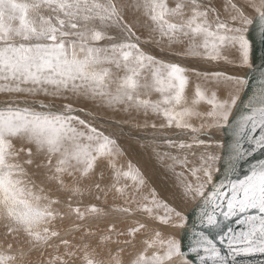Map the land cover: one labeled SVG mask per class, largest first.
<instances>
[{
	"label": "snow or ice",
	"instance_id": "obj_1",
	"mask_svg": "<svg viewBox=\"0 0 264 264\" xmlns=\"http://www.w3.org/2000/svg\"><path fill=\"white\" fill-rule=\"evenodd\" d=\"M220 7L226 13L223 19L211 0L208 6L200 0H175L174 6L169 0H0V94L6 97L0 100V221L8 234L22 237L30 249L17 255L9 243L7 251L0 252V264H33L28 259L31 250L51 247L52 238L60 236L53 225L57 219L99 220L109 215L95 204L83 211L73 206L72 198L90 189L78 182L69 186L64 180L75 173L80 180L89 179L100 161L111 169L112 183L107 188L97 183L95 188L105 198L113 189L122 198V205L111 209L124 214L119 223L139 212L162 225L186 226V216L162 202L155 189L142 193L146 181L138 168L131 162L127 169L117 166L123 152L115 139L82 118L80 113L87 117L93 115L91 111L72 103H46L49 97L142 109L163 117L166 123L161 127L192 132L198 131L188 122L193 116L204 121L201 128L231 124L235 138L233 174L215 183L217 157L207 152L201 154L198 167L188 169L195 183L181 180L180 198H199V225L204 229L193 232L188 252L174 236L137 220L126 230L108 224L95 245L83 237L80 243L61 239L65 251L49 264H189L188 253L196 255L198 264H230V258L234 264L237 256L264 254V159L250 163L243 174L237 167L238 161L247 162L256 151H264V74L259 89L233 121L230 117L246 79L206 73L205 85L214 88L197 84L189 101L188 70L157 59L144 47L166 39L169 47L184 45L186 56L217 60L230 46L248 65L245 33L258 20L264 34V0H221ZM111 29H119V34H110ZM224 88L228 95L221 99L217 92ZM38 96L45 99H35ZM202 102L209 106L205 111L197 110ZM166 142L180 150L192 147L183 141ZM196 143L205 141L197 138ZM22 152L27 157L23 161ZM169 158L174 164L188 163L186 157ZM28 168H34L31 176ZM32 176H41L40 184ZM122 180L130 183L121 185ZM50 192L70 193L66 211L53 207L62 201ZM160 209L164 215L158 214ZM81 228L84 236H96L85 225L73 224L69 231ZM141 230L149 235L137 240ZM109 244L118 247L105 253ZM120 244L135 249L128 260Z\"/></svg>",
	"mask_w": 264,
	"mask_h": 264
},
{
	"label": "rangeland",
	"instance_id": "obj_2",
	"mask_svg": "<svg viewBox=\"0 0 264 264\" xmlns=\"http://www.w3.org/2000/svg\"><path fill=\"white\" fill-rule=\"evenodd\" d=\"M215 0H211V4H213V5H215V3H213ZM172 1H169V3H171ZM200 2L203 4V5H205V6H208L209 5V3H210V0H200ZM173 4V2L170 4V6H174V5H172ZM253 15H254V13H253ZM221 18L223 19V18H225L222 14H221ZM110 31V34H113V35H118L119 34V29H111V30H109ZM139 34V33H138ZM162 44L163 43H161L159 46L157 45V44H155V43H152V44H148V45H145L146 47H148V51H150V49L151 48H153V50L151 49V54L152 55H154L157 59H160V60H163V61H165V62H169V55H175V56H177V57H179V58H183V59H187V58H193V57H191V56H184V54L183 53H175L176 51H173L172 49H165L166 47L165 46H162ZM153 46V47H152ZM154 49H156V50H154ZM164 49L167 51V52H165L164 51ZM169 50H170V52H169ZM172 50V51H171ZM157 52H158V54H157ZM181 54V55H180ZM162 55V56H161ZM182 56V57H181ZM223 56H225V55H223ZM160 57V58H159ZM195 59H197L196 57H194ZM200 60H205V58H202V57H200ZM208 59H206L205 61H207ZM171 61V60H170ZM214 61H216L215 63H219V64H222V62H220L219 61V59H217V60H213V62ZM227 61V62H226ZM230 62V63H229ZM171 63V62H170ZM224 65H228V66H234L233 68H236V67H238L237 69H239V70H241L245 65H243V66H241L242 65V63L240 62V58L234 63V62H232V61H230V60H224ZM233 63V64H232ZM191 66H185L184 68L185 69H187L188 71L187 72H189L191 75L193 74V73H199V75H200V73H201V75L202 74H206L207 73V70L206 69H208V67H210V65H208V66H205V65H201V64H195V63H189ZM238 66H237V65ZM236 66V67H235ZM208 70H211V71H214L215 69H208ZM114 71H115V69H114ZM186 72V73H187ZM219 72H222V73H225L226 75H230V76H235V77H238L239 75H234V74H232V73H234V71L232 70H230V71H219ZM239 72V71H238ZM213 73V72H212ZM210 95V94H209ZM4 99H6V97L4 96V95H2V94H0V100H4ZM30 100L32 99V98H29ZM35 99H45L43 96H38V97H36ZM72 101H73V103H72ZM53 100V98H51V97H49V98H47L46 100H45V102L46 103H55L57 106H62L63 104H65V103H72L73 104V107H76V108H80V107H83V108H85L86 110H88V111H91L92 113H93V115H91V116H87V117H85L82 113H80L81 114V116H82V118H86V119H88L92 124H93V126H95V127H97L100 131H103L106 135H110L113 139H115L116 140V143H117V145L120 147V149L122 150V152H123V155L119 158V159H121V158H123V160L121 159V160H118V167H120L121 165L125 168V169H127V165H128V163L129 162H131V164L135 167V168H137L138 166H139V170L141 171V173H142V175H143V177H144V179H145V181H146V185H145V187L142 189V193H144V194H147L148 193V191H149V189L148 188H146V187H149L150 189H155V191L157 192V194H158V198L162 201V202H168L167 204L170 206L171 205V207H173V208H176L175 206H172V202L169 200L170 198H171V195H170V192H167L168 190H166L165 191V189H164V187L163 186H161V180L162 179H160V178H157V176H156V174H155V177H154V173H152V172H150V170H149V168L147 167V163H149L150 165H151V167L153 168L154 167V169L155 170H157L158 169V167L159 166H161V165H164V168L166 169V172H167V170H169L170 171V178H167V181H173L174 180V178L176 177V178H178V179H180V182H181V180H183V179H187L188 181H190V182H193V183H195V178L190 174V172L188 171V169H190V168H192V167H198L199 165H200V159H199V161L200 162H197V163H195L193 166H191V165H189V166H185V165H181V164H179V163H175L174 164V162L169 158V155L170 156H178L180 159H184L185 157L184 156H186L185 154L186 153H188L189 151L188 150H186V148L184 149V150H179L178 148H176V147H171V146H169V144L166 142V141H172V140H174L173 142H178L179 143V141H187V142H189L190 140V143L189 144H191L192 146H193V149H192V147L189 149V148H187V149H189L190 150V154H187V156L189 155V157H187L186 156V158H187V161H188V163L190 162V160H193V158H196L197 159V157H199V155H200V153L201 154H203V153H207V150H210L211 149V147L213 148V147H215V152H214V154L216 155V157H217V159H218V157H219V155H220V148L218 147V148H216V145L217 144H215V142L216 141H213L212 139H210V138H212V135H213V132L211 131L210 132V130L212 129H216V131H217V133L218 132H220V127H204V128H201V126H200V123H204V121H202V122H200L201 121V119H198V118H196V117H191V118H189L188 119V122L193 126V127H195L198 131H196V132H192L190 129H176V127L175 126H173V127H161V124H164V123H166L165 121H164V119L162 120V118L163 117H161V116H157L156 117V119H153V120H155V123H144V122H140L141 120H136V119H134V118H132V117H130V118H125V119H121V117L118 115V114H114V112H110V111H108V109L109 108H105V113H109L110 115L108 116L107 114H102V113H99V112H97V111H95V110H93L92 111V109L90 108V106H85V105H82V104H79V103H77L76 101L74 102V100ZM77 103V104H76ZM92 104H94V103H91V105ZM201 104H203V105H201ZM199 106H198V109L197 110H199V111H203V110H206L209 106L207 105V104H204L203 102L201 103ZM95 106V105H94ZM202 106L204 107L203 109H201L202 108ZM97 108V107H96ZM111 109V108H110ZM111 110H113V109H111ZM113 111H115V108H114V110ZM117 112V111H116ZM112 114V115H111ZM116 116L117 118H115L114 116ZM105 116V117H104ZM110 116H113V117H110ZM154 116V118H155V114L153 115ZM120 117V118H119ZM121 119V120H120ZM129 120V121H128ZM152 120V121H153ZM164 121V122H163ZM135 122V123H134ZM137 122V123H136ZM139 122V123H138ZM161 122V123H160ZM197 122V123H196ZM199 122V123H198ZM128 123L130 124V126H127L128 125ZM132 123L134 124V126H137V127H135L134 128V126H132ZM160 123V124H159ZM136 124V125H135ZM140 124V125H139ZM143 124V125H142ZM126 125V126H125ZM153 125H155V127H153ZM125 126V127H124ZM198 126V127H197ZM133 127V128H132ZM199 127L201 128V129H199ZM159 128V129H158ZM209 128H211V129H209ZM219 128V129H218ZM174 129V130H173ZM219 131H218V130ZM140 130V131H139ZM209 130V131H208ZM205 131H207V132H205ZM178 132H180V133H183V136H181V137H183V138H181L180 136H178ZM184 132H186V134H184ZM202 132V133H201ZM141 133V134H140ZM194 133V134H193ZM205 133V134H204ZM138 134V135H137ZM141 136H140V135ZM209 134H211V136L209 135ZM219 135H220V133H218ZM218 135V136H219ZM142 137V138H141ZM190 138V139H189ZM193 138V139H192ZM202 139V140H204V141H206V143H204L205 145H200V147L198 146V144L197 143H195L196 141V139ZM181 139V140H180ZM195 139V140H194ZM209 139V140H208ZM214 140H216V139H214ZM143 141H144V143H143ZM145 141H147V142H145ZM184 142L185 144H187V142ZM207 141H208V143H207ZM212 141V142H211ZM195 144H194V143ZM211 142V143H210ZM177 143V144H178ZM217 143V142H216ZM130 144V145H129ZM137 144H139V145H137ZM197 144V145H196ZM218 144H219V141H218ZM210 145V146H209ZM130 146H131V148H130ZM206 146H209V147H206ZM218 146H221V144H219ZM142 149H141V148ZM195 147V148H194ZM198 147V148H197ZM207 149H206V148ZM148 148L149 149H151L150 150V152L148 153ZM176 148V149H175ZM209 148V149H208ZM132 149V150H131ZM144 149V150H143ZM197 149H199V150H197ZM205 149V150H204ZM218 149V150H217ZM139 150H143V152L145 153V157H143V159L145 160H143L142 161V165H140L138 162H137V160H136V157H133V153L135 154L136 152H138V153H142V152H139ZM192 150H194V151H192ZM195 150H197V152L195 151ZM201 150V151H200ZM202 150H204V151H206V152H202ZM130 151V152H129ZM170 151V152H169ZM186 151V152H185ZM199 151H200V153H199ZM174 152V153H173ZM185 152V153H184ZM192 152H195V153H192ZM125 153V154H124ZM150 153H152V154H150ZM161 153V154H160ZM180 153V154H179ZM219 153V154H218ZM22 154L24 155V156H20V159H21V161H23L24 159H27V157H26V155H25V153H23L22 152ZM130 154L132 155V156H130ZM165 154H168V155H165ZM196 154V155H195ZM126 155V156H125ZM149 155V156H148ZM201 156V155H200ZM26 157V158H25ZM127 157V158H126ZM131 157V158H130ZM135 159V160H134ZM217 159L213 162V174L216 172V166H217ZM134 160V161H133ZM149 160V161H148ZM120 161V162H119ZM163 162V163H162ZM168 162V163H167ZM171 162V163H170ZM141 163V162H140ZM154 163V164H153ZM156 163H157V165H156ZM166 163H167V165H166ZM187 163V164H188ZM215 163V164H214ZM105 164V165H104ZM170 164H172V165H170ZM138 165V166H137ZM146 167H145V166ZM174 165V166H173ZM178 165V166H177ZM105 166V167H104ZM166 166V167H165ZM26 167V166H25ZM175 167V168H174ZM177 167V168H176ZM187 167V168H186ZM141 168V169H140ZM145 170H144V169ZM174 169V170H173ZM147 171V172H146ZM30 172V171H29ZM101 172H103V179H101ZM107 172V173H106ZM165 173V172H164ZM179 173H183V175L185 174V178L183 177V176H179L178 174ZM111 169H109L108 167H107V164L105 163V161H103V162H100L99 164H98V166L95 168V170H94V172H93V174L91 175V177H90V179H85V180H80V178H79V173H75L74 174V176L73 177H69V176H67V175H65L64 176V179L65 178H67V180L69 181V184H68V182H65L66 184H68L69 186H71V185H73V182H77L78 181V183L79 184H81V186H82V188H89L90 190H92V193H91V191H85V193H84V195L83 196H76V198L74 199V198H72V204H73V206H76V205H79L80 207H81V210L83 211L84 210V208H85V206H87V205H91L90 203H89V201L88 200H93L92 198H89L90 196H93V198L97 201V202H100V203H102V201L101 200H103V201H105V206H110L111 208H109V206L107 207V209H112V207L115 205V206H120V204L119 203H123V200H122V198H120L119 197V195L115 192V190L113 189L112 191H110L109 193H108V198L109 197H111L110 199L111 200H106L105 199V196H104V193L103 192H101V191H99V190H96V188H92L93 186L95 187V184H97V183H99L100 184V186L102 187V188H107V186L108 185H110L112 182V180H111ZM145 174V175H144ZM166 174V173H165ZM173 175V176H172ZM153 176V177H152ZM106 177H107V179H106ZM193 177V178H192ZM93 180V181H92ZM105 182H104V181ZM70 181H72L71 183H70ZM89 181V182H88ZM107 181V182H106ZM108 181L110 182V183H108ZM163 181V180H162ZM85 184H84V183ZM86 182H88V183H86ZM91 182V183H90ZM124 183H130V182H127V181H121V185H123ZM84 184V185H83ZM87 184V185H86ZM89 184V185H88ZM106 184V185H105ZM158 184V185H157ZM102 185H104V186H102ZM80 186V187H81ZM84 186V187H83ZM92 186V187H91ZM180 189L182 190V184H180ZM46 189H48V187L46 188ZM93 189H94V192H93ZM159 189V190H158ZM180 189H173L174 191L175 190H180ZM180 190V192H182ZM114 191V192H113ZM132 190L131 189H128V192H131ZM145 191V192H144ZM89 194H88V193ZM95 192H97V194L99 195V196H101L100 197V199L101 200H99V199H96V195H95ZM147 192V193H146ZM51 193V192H50ZM65 193V192H64ZM68 192H66V194H67ZM164 193V194H163ZM70 194V193H69ZM91 194V195H90ZM101 194V195H100ZM111 194V195H110ZM114 194H115V196H114ZM51 195V194H50ZM52 195H53V197H55L54 196V192H52ZM95 195V196H94ZM117 195V196H116ZM159 195H160V197H159ZM163 195V196H162ZM169 195V196H168ZM166 196H168V197H166ZM60 197V196H59ZM106 197V198H107ZM112 197H114V198H112ZM60 198H62V197H60ZM104 198V199H103ZM139 198V197H138ZM191 198V197H190ZM63 199V198H62ZM118 199H121L120 201L118 200ZM165 199V200H164ZM192 199V198H191ZM190 199V200H191ZM197 199H199L198 197L196 198V200ZM65 200V199H64ZM116 200H118L119 202L117 203H115V201ZM193 200H195V199H192V202H193ZM65 201H67V200H65ZM108 203H107V202ZM111 202H112V204H113V206L111 205ZM77 203V204H76ZM110 203V204H109ZM115 203V204H114ZM191 203V202H190ZM67 203L66 202H64L63 204L61 203L60 205H54L53 207H55V208H58L59 210H61V211H66V208H65V205H66ZM102 204H104V203H102ZM106 204H108V205H106ZM97 206V205H96ZM105 206H104V208H103V206H101V207H99V206H97L98 208H103L104 210H106L105 209ZM135 205H133V207H134ZM161 210H163V209H160L159 211H158V214L159 215H164V211H161ZM177 210L178 211H180L182 214H184L185 216H186V213L185 212H187V211H181V210H179L178 208H177ZM106 212V211H105ZM108 212V211H107ZM115 212V211H114ZM161 213V214H160ZM112 214V215H111ZM118 214L120 215V213L119 212H117L116 214L115 213H110L109 214V216H106V217H102V218H100L99 220H97V219H95L94 217H92V216H89V217H87V219L85 220V221H80V220H77L76 218H75V216H72V217H70V219H66L67 220V222H66V224L68 223V220H71V222H69L71 225H73V224H79V225H85V226H87L88 228H89V230L91 231V232H94V233H96V236H98L99 237V235L101 234V233H103V232H105L104 230H102L103 229V226L104 225H106V223L104 222V221H108V224H110V223H116L117 224V220H116V218L119 220V218L120 217H118ZM134 214H138V215H142L143 216V214H141V213H139V212H137V213H134ZM114 217H115V219H114ZM143 217H146V216H143ZM104 218H105V220H104ZM109 218H111V219H109ZM101 221H103L105 224H101V223H103V222H101ZM111 221V222H110ZM117 221V222H116ZM127 221V220H126ZM152 221V220H151ZM99 222V223H98ZM127 222H131V221H127ZM126 222V223H127ZM140 222H143V221H140ZM154 222V221H153ZM145 223V222H144ZM154 223H156V221L154 222ZM70 224L69 225H67V226H69V229H71L72 228V226H70ZM107 224V225H108ZM156 224H158V225H162V224H159L158 222L156 223ZM53 225L58 229V227L59 226H61V224H59V222H57V221H54L53 222ZM106 225V226H107ZM118 226H120V228L117 226V230H126L128 227H134L135 226V224H134V221H132L131 222V225L129 226V225H126V226H124V223L123 224H121V223H119L118 222V224H117ZM122 225V226H121ZM128 226V227H127ZM166 226V227H165ZM168 228V229H167ZM178 228V231L180 232V227L179 226H176V227H174L173 228V226H171V225H162V229H165V230H170L172 233H173V231H172V229L175 231V229H177ZM69 229L67 228V230L66 231H63L61 234H60V236L59 237H55V238H52V240L50 241V244L52 245L51 247H47V246H45V247H41V248H39L38 250L37 249H33V250H31V254H30V256H28V259H30L32 262H33V264H38V263H40V264H49V261H51L52 259H53V257L54 256H56L57 254H63V251H65V249H64V246L60 243V241H61V239H68V240H70V241H74L73 243H80L81 242V237H83V239L85 240V241H88V240H91V242L95 245L96 244V242H97V237L96 236H84L83 235V228H81V231H76V232H73V231H69ZM97 229V230H96ZM5 230V234L3 235V236H1L0 237V243H6L7 245L9 244V243H11L12 245H14V244H17V242H18V244H17V246H20V245H24L25 246V248L23 247L22 248V250L24 251V252H29L30 251V249H29V246L27 245V244H24L23 243V238L21 237V238H16V239H14L13 238V236L12 235H10V234H7V229L5 228L4 229ZM168 231H166V232H168ZM165 232V231H164ZM178 232V233H179ZM138 235L136 236V239L137 240H140L141 238H143V237H146V236H148L149 235V233H148V235L147 234H142L141 232L140 233H137ZM62 235V236H61ZM168 235H174V234H171V233H169ZM8 236V237H7ZM143 236V237H142ZM12 237V238H11ZM62 237V238H61ZM67 237V238H66ZM120 237H121V239H120ZM120 237H113V239H119L120 241H124V240H126V239H128V237H124V236H120ZM139 237V238H138ZM174 237H176V235H174ZM7 238V239H6ZM11 239V240H10ZM15 241H14V240ZM177 239H179V236L177 237ZM17 240V241H16ZM21 240V241H20ZM21 242V243H20ZM61 244V245H60ZM112 245V246H111ZM59 246V247H58ZM60 246H61V248H60ZM108 246H110V248L111 247H113V246H117L116 244H109ZM119 247H124L125 249H127V251H125L124 253H122L123 255H125V254H127L128 252L130 253V250H134L130 245L129 246H125V245H123V244H120L119 245ZM3 248H4V250L2 251V252H4V251H6V248H7V246H5V245H3ZM116 248V247H115ZM29 249V250H28ZM0 252H1V250H0ZM105 253L107 252L106 250L104 251ZM54 253V254H53ZM53 254V255H52ZM41 256V257H40ZM124 258V257H123ZM125 260H126V258H124ZM40 261V262H39ZM42 261H45V262H43L42 263ZM190 264H191V262H190Z\"/></svg>",
	"mask_w": 264,
	"mask_h": 264
},
{
	"label": "bare ground",
	"instance_id": "obj_3",
	"mask_svg": "<svg viewBox=\"0 0 264 264\" xmlns=\"http://www.w3.org/2000/svg\"><path fill=\"white\" fill-rule=\"evenodd\" d=\"M169 1H172L173 2V4L172 5H174V2H175V0H169ZM171 2V3H172ZM171 3H169V4H171ZM213 3H215V5L214 6H216V7H218V8H220V11H221V14L225 17L226 16V13H224V11H223V8H221L220 7V5H221V0H215ZM249 15H253V13L251 12V11H249ZM116 35V34H115ZM163 44H162V46H165L166 48L165 49H172L173 51H176L175 53H184V48H185V46L184 45H172L171 47H169L168 46V43H167V40L165 39L163 42H162ZM159 46V45H158ZM146 47V46H145ZM153 47V46H152ZM160 47V46H159ZM147 49H148V47H146ZM146 49V50H147ZM152 50H153V48H151ZM151 49H150V52H151ZM164 49V51L165 52H167L166 50ZM149 50V49H148ZM154 50H156V49H154ZM171 50V51H172ZM169 52H170V50H169ZM152 53V52H151ZM157 54H158V52H157ZM181 55V54H180ZM223 55H225V56H223ZM162 56V55H161ZM185 56V55H184ZM169 57V59L171 60H169V62H171V63H177V64H179L181 67H185V66H191L189 63H195V64H201V65H205V66H208V65H210V67H208V69H215L214 71H211V70H208V69H206L207 70V74H211L212 72L213 73H215V72H219V71H234V73H232V74H234V75H239L238 77H240V78H243V74H244V71H245V69L249 66V64L248 65H245L241 70H239V69H237L238 67H236V68H233L234 66H228V65H224V60H230V61H232V62H236L238 59H239V53L235 50V49H232L230 46H228L227 48H225V49H223L222 50V54H221V58L219 59V61L220 62H222V64H219V63H215L216 61H214L213 62V60H207V61H205V60H200V57H196L197 59H195L194 57L193 58H187V59H183V58H179V57H177V56H175V55H169L168 56ZM182 57V56H181ZM160 58V57H159ZM227 62V61H226ZM230 63V62H229ZM233 64V63H232ZM237 65V64H236ZM238 66V65H237ZM241 66H243V64L241 65ZM239 71V72H238ZM199 74V73H198ZM197 73H193L192 75L189 73V72H187L186 73V75H188V77H189V87L187 88V95H188V98H189V101H191L193 98H194V92H195V88H196V85L197 84H200V85H202V86H205V87H207V88H209V89H213L214 88V85H212V84H207V85H205V80H204V74H202L201 75V73H200V75H198ZM207 94L209 95V94H211V92L209 91V92H207ZM240 94V93H239ZM217 95L219 96V98H221V99H223V98H225L227 95H228V89H226V88H224V89H222V90H220V91H218L217 92ZM156 97L155 96H153V99H155ZM72 101V100H71ZM74 102H75V100H74ZM72 103H73V101H72ZM77 103H79V104H82V105H85V106H90V108L92 109V111L93 110H95V111H97V112H99V113H102V114H107L108 116L110 115L108 112L107 113H105L106 111H105V108H107V107H105V106H97L96 104H92L91 105V103L92 102H83V101H80V102H77ZM76 103V104H77ZM95 105V106H94ZM201 105H203V104H201ZM97 107V108H96ZM204 107L202 106V108L201 109H203ZM111 109H113V108H111ZM110 108L108 109V111H112V112H114V114H118L120 117H121V119L123 118V119H125V118H130V117H132V118H134V119H136V120H141L140 122H144V123H155V120H153V119H156V117H157V115L155 116V118H154V114L152 113V112H148V113H145L142 109L141 110H137V109H135V108H125V106L124 105H119V106H117L116 108H115V111H113V110H111ZM117 111V112H116ZM202 111V110H201ZM203 111H205V110H203ZM112 115V114H111ZM114 116V115H113ZM113 116H110V117H113ZM105 117V116H104ZM115 118H117L116 116H114ZM119 117V118H120ZM120 119V120H121ZM153 120V121H152ZM162 120H163V118H162ZM129 121V120H128ZM164 122V121H163ZM200 122H202V120L200 121ZM135 123V122H134ZM137 123V122H136ZM139 123V122H138ZM161 123V122H160ZM159 123V124H160ZM197 123V122H196ZM199 123V122H198ZM203 123V122H202ZM136 125V124H135ZM140 125V124H139ZM143 125V124H142ZM126 126V125H125ZM124 126V127H125ZM127 126H130V124L128 123V125ZM132 126H134V124L132 123ZM200 126H201V123H200ZM135 127H137V126H134V128ZM198 127V126H197ZM133 128V127H132ZM208 128V127H207ZM215 128V127H214ZM159 129V128H158ZM177 129V128H176ZM199 129H201L200 127H199ZM209 129H211V128H209ZM219 129V128H218ZM217 129V130H218ZM174 130V129H173ZM182 130V129H181ZM140 131V130H139ZM209 131V130H208ZM213 132V135H212V138H210V139H212L213 141H216L215 142V144H217L216 145V148H221V146H218L219 144H221V141H222V134H221V127H220V132H218V133H220V135L217 133V131H216V129H211L210 130V132ZM219 131V130H218ZM205 132H207V131H205ZM202 133V132H201ZM141 134V133H140ZM139 134V135H140ZM184 134H186V132H184ZM194 134V133H193ZM205 134V133H204ZM138 135V134H137ZM210 136H211V134H209ZM219 135V136H218ZM141 136V135H140ZM178 136H183V133H180V132H178ZM142 138V137H141ZM181 138H183V137H181ZM190 139V138H189ZM193 139V138H192ZM214 139H216V140H214ZM181 140V139H180ZM195 140V139H194ZM209 140V139H208ZM172 141H174V140H172ZM186 141V140H185ZM184 141V142H185ZM191 141V140H190ZM190 141L189 142H187V144H189L190 143ZM196 141V140H195ZM218 141H219V144H218ZM145 142H147V141H145ZM179 142H181V141H179ZM212 142V141H211ZM210 142V143H211ZM143 143H144V141H143ZM176 143V142H175ZM178 143V142H177ZM194 143V142H193ZM196 143V142H195ZM194 143V144H195ZM205 143H206V141H205ZM207 143H208V141H207ZM130 145V144H129ZM137 145H139V144H137ZM197 145V144H196ZM205 145V144H204ZM194 146V145H193ZM193 146H192V149H193ZM199 147H200V145H198ZM210 146V145H209ZM209 146H206V147H209ZM21 147V145H19V144H17V148H20ZM205 147V148H206ZM130 148H131V146H130ZM141 148V147H140ZM195 148V147H194ZM198 148V147H197ZM210 148V147H209ZM208 148V149H209ZM142 149V148H141ZM176 149V148H175ZM190 149V148H189ZM189 149H187L186 148V150H188L189 152H190V150ZM207 149V148H206ZM132 150V149H131ZM144 150V149H143ZM143 150L141 151V150H139V152H142V153H138V152H136L135 154L133 153L132 155H133V157H136V160H137V162L140 164V165H142V161L144 160L143 159V157H145L146 155H145V153L143 152ZM150 150L151 149H149L148 148V153L150 152ZM180 150V149H179ZM184 150V149H183ZM197 150H199V149H197ZM197 150H195L196 152H197ZM205 150V149H204ZM204 150H202V152H206V151H204ZM218 150V149H217ZM192 151H194V150H192ZM201 151V150H200ZM200 151H199V153H200ZM130 152V151H129ZM170 152V151H169ZM186 152V151H185ZM184 152V153H185ZM186 153L185 155L187 156V154H190V153ZM207 152H211L213 155H215L214 154V152H215V147H211V149L210 150H207ZM220 152V151H219ZM174 153V152H173ZM192 153H195V152H192ZM125 154V153H124ZM150 154H152V153H150ZM161 154V153H160ZM180 154V153H179ZM204 154V153H203ZM219 154V153H218ZM131 154H130V156H132ZM166 155V154H165ZM196 155V154H195ZM200 155H201V153H200ZM199 155V157H197V159L196 158H193V160H190V162L186 165V166H189V165H191V166H193L195 163H197V162H200L199 161V159H200V156ZM21 156H24L22 153H21ZM126 156V155H125ZM149 156V155H148ZM186 156H184V157H186ZM216 156V155H215ZM187 157H189V155L187 156ZM26 158V157H25ZM127 158V157H126ZM131 158V157H130ZM122 160H123V158H121ZM121 159H119V160H121ZM135 160V159H134ZM133 160V161H134ZM124 161V160H123ZM145 161V160H144ZM149 161V160H148ZM100 162H103V161H100ZM100 162H98V164L100 163ZM120 162V161H119ZM141 162V163H140ZM105 163L107 164V162L105 161ZM163 163V162H162ZM168 163V162H167ZM167 163H166V165H167ZM171 163V162H170ZM154 164V163H153ZM215 164V163H214ZM105 165V164H104ZM156 165H157V163H156ZM170 165H172V164H170ZM176 165V164H175ZM138 166V165H137ZM145 166V165H144ZM174 166V165H173ZM178 166V165H177ZM26 167H28L27 165H26ZM105 167V166H104ZM146 167V166H145ZM147 167L149 168V170H150V172H152V173H154V177H155V174H156V176H157V178H160V179H162L161 180V186H163L164 187V189H165V191L166 190H168L167 192H170V195H171V198L169 199L173 204H172V206H175L176 207V209L178 208L179 210H181L182 212L184 211H188V209L197 201L196 199L195 200H193V202H192V199L189 197V198H187V199H181L180 198V196H179V193H180V184H181V182H180V179H178V178H174V180L173 181H167V178H170V171L169 170H167V172H166V169L164 168V165H161V166H159L158 167V169L157 170H155L154 169V167L152 168L151 167V165L149 164V163H147ZM166 167V166H165ZM137 168H139V166L137 167ZM175 168V167H174ZM177 168V167H176ZM187 168V167H186ZM215 168H217V166L215 167ZM141 169V168H140ZM144 169V168H143ZM145 170V169H144ZM174 170V169H173ZM28 171H30L29 172V175L31 176V173L34 171V168H28ZM141 172V171H140ZM147 172V171H146ZM166 174H165V173ZM107 173V172H106ZM111 175V174H110ZM145 175V174H144ZM173 176V175H172ZM185 176V174L183 175V177ZM153 177V176H152ZM32 179H34V180H36V182H37V184H40V181H41V179H42V177L41 176H32L31 177ZM185 178V177H184ZM193 178V177H192ZM90 179V178H89ZM106 179H107V177H106ZM171 179V178H170ZM65 180V182H68V184H69V181L67 180V178H65L64 179ZM93 181V180H92ZM104 181V180H103ZM72 181H70V183H71ZM78 182V181H77ZM89 182V181H88ZM88 182H86V183H88ZM105 182V181H104ZM107 182V181H106ZM112 182V181H111ZM74 183V182H73ZM84 183V182H83ZM91 183V182H90ZM108 183H110L109 181H108ZM85 184V183H84ZM83 184V185H84ZM87 185V184H86ZM89 185V184H88ZM106 185V184H105ZM158 185V184H157ZM44 187H45V189L48 187V185H47V183H45L44 185H43ZM79 186H81V184H79ZM102 186H104V185H102ZM55 187H58V186H55ZM82 187V186H81ZM84 187V186H83ZM92 187V186H91ZM90 188V187H89ZM92 188H95L94 186L92 187ZM102 188V187H101ZM146 188H148V189H150L149 187H146ZM91 189V188H90ZM173 189H180V190H173ZM47 190V189H46ZM97 190V189H96ZM159 190V189H158ZM91 191V193H92V190H90ZM182 191V190H181ZM93 192H94V189H93ZM114 192V191H113ZM145 192V191H144ZM88 193V192H87ZM90 193V192H89ZM88 193V194H89ZM109 193V192H108ZM147 193V192H146ZM51 194V196H53L52 195V192L51 193H49V195ZM93 194V193H92ZM99 194V193H98ZM97 194V192H95V195L97 196L98 195ZM144 194V193H143ZM159 194V193H158ZM164 194V193H163ZM60 196V197H62V198H60L61 199V201H62V204L64 203V202H68V197H69V193H67L66 194V192L65 193H56V192H54V196L56 197V196ZM91 195V194H90ZM94 195V196H95ZM101 195V194H100ZM111 195V194H110ZM99 196V195H98ZM108 196V195H107ZM114 196H115V194H114ZM117 196V195H116ZM163 196V195H162ZM169 196V195H168ZM168 196H166V197H168ZM99 197H101V196H99ZM159 197H160V195H159ZM74 199L76 198V196L75 197H73ZM89 198H92L93 200H88L89 201V203L90 204H95V205H97V206H99V207H101V206H103V208H104V206H105V201H103V200H101V199H99V200H101L102 201V203H104V204H102V203H100V202H97L94 198H93V196H90ZM102 198V197H101ZM111 197H107V198H105L106 200H111L110 199ZM112 198H114V197H112ZM169 198V197H168ZM67 200V201H65V200ZM104 199V198H103ZM115 199V198H114ZM191 199V200H190ZM119 201L121 200V199H118ZM118 200H116L115 201V203L117 202H119ZM162 200V199H161ZM165 200V199H164ZM107 202V201H106ZM109 202V201H108ZM107 202V203H108ZM191 202V203H190ZM114 203V204H115ZM168 203V202H167ZM77 204V203H76ZM110 204V203H109ZM120 205H122L121 203H119ZM106 205H108V204H106ZM111 205L113 206V204H112V202H111ZM109 206V205H108ZM108 206H105V211L107 212H109V214L110 213H117V212H114V211H111V209L109 210V209H107V207ZM115 206V205H114ZM171 206V205H170ZM135 207V206H134ZM109 208H111L110 206H109ZM159 211V210H158ZM161 211H163V210H161ZM186 213V212H185ZM161 214V213H160ZM112 215V214H111ZM109 216V215H108ZM144 216V215H143ZM142 215H138V214H132L131 216H127L126 217V220L127 221H137V220H139V221H143V222H145V223H148L151 227H155V228H158L159 230H161L162 232H164L165 234H169V233H171V234H174V235H176V239H177V237L179 236V231H178V228L177 229H175V231L172 229V231H173V233L169 230H165V229H162V225H158V224H156V223H154L153 221H151V220H148L146 217H143ZM118 217H120L119 218V220L121 219V218H124V214L123 213H120V215L118 214ZM66 219H70V217H66L62 222L59 220V219H57L56 221L57 222H59V224H61V226H59L58 227V230L60 231V234L63 232V231H66L67 230V228L69 229V226H67V225H69L70 223L69 222H71V220H68V223L66 224V222H67V220ZM87 219V218H86ZM85 219V220H86ZM109 219H111V218H109ZM114 219H115V217H114ZM85 220H83V221H85ZM104 220H105V218H104ZM116 220L117 221H119L117 218H116ZM116 221V222H117ZM126 221V222H127ZM101 222H103V221H101ZM105 223H106V225L108 224V221L106 220V221H104ZM101 223L102 225L103 224H105V223ZM111 222V221H110ZM124 223V226H126V225H131V222L129 223V222H127V223ZM99 223V222H98ZM114 223V222H113ZM117 224H118V222H117ZM126 224V225H125ZM106 225H104L103 226V229L102 230H104V231H106V228H107V226ZM70 226H72L71 224H70ZM118 226V225H117ZM122 226V225H121ZM119 228H120V226H118ZM128 227V226H127ZM166 227V226H165ZM6 227H5V225H4V222L3 221H0V237L1 236H3L4 234H5V229ZM174 228V227H173ZM181 228V227H180ZM168 229V228H167ZM97 230V229H96ZM180 230V229H179ZM166 231H168V232H166ZM77 233V232H76ZM83 233V232H82ZM141 233L142 234H147L148 235V232H146L145 230H141ZM8 234V233H7ZM138 235V234H137ZM173 235V236H174ZM62 236V235H61ZM8 237V236H7ZM97 238H98V236H96ZM125 237V236H124ZM143 237V236H142ZM12 238V237H11ZM62 238V237H61ZM67 238V237H66ZM139 238V237H138ZM7 239V238H6ZM120 239H121V237H120ZM11 240V239H10ZM14 240V239H13ZM23 240V239H22ZM179 240V239H178ZM15 241V240H14ZM17 241V240H16ZM21 241V240H20ZM72 242H74V241H72ZM21 243V242H20ZM17 244H18V242H17ZM17 244H14L13 245V252H15L17 255H19V253H20V251L22 250V248L24 247L25 248V246L24 245H20V246H17ZM3 245H5V246H7V244L4 242H2V243H0V250H1V252L4 250V248H3ZM61 245V244H60ZM94 245V244H93ZM112 246V245H111ZM59 247V246H58ZM110 246H106L105 248H104V251L106 250L107 251V249L109 248ZM118 247V246H113V247H111L112 249H116V248ZM60 248H61V246H60ZM29 250V249H28ZM6 251H7V248H6ZM97 251H100V249L98 248L97 249ZM125 251H127V249H125ZM134 251H135V249L134 250H130V253L128 252L127 254H125V255H123V257L124 258H126V260H128L129 259V255L130 254H132V253H134ZM64 252V251H63ZM54 254V253H53ZM52 254V255H53ZM41 257V256H40ZM40 262V261H39ZM43 262H45V261H42V263ZM36 264V263H35ZM38 264H40V263H38ZM189 264H190V261H189ZM192 264V263H191Z\"/></svg>",
	"mask_w": 264,
	"mask_h": 264
},
{
	"label": "water",
	"instance_id": "obj_4",
	"mask_svg": "<svg viewBox=\"0 0 264 264\" xmlns=\"http://www.w3.org/2000/svg\"><path fill=\"white\" fill-rule=\"evenodd\" d=\"M245 36L249 41V66L245 69L243 78L248 81V84L240 91L237 104L233 110V115L230 117V120L233 121L244 111V103L259 89V81L261 75L264 74V34L261 32L258 20L248 26V31L245 33ZM221 134L220 155L217 159L216 172L213 174L215 183H219L221 180L225 179L226 176L234 173L231 156L233 154L235 138L231 124L221 127ZM258 159H264V151H256L253 153L252 157L247 158V162L238 161L237 167L240 174H243L250 163ZM198 201L199 199L188 209L186 212V226L180 228L179 241H181L185 252H188L193 232L204 230L199 225L198 217L200 208L197 207ZM213 235H215V233H213ZM224 251L226 253V249ZM188 256L192 264H198V258L194 253H188ZM230 264H233L231 258ZM234 264H264V254L255 253L252 255L237 256Z\"/></svg>",
	"mask_w": 264,
	"mask_h": 264
}]
</instances>
